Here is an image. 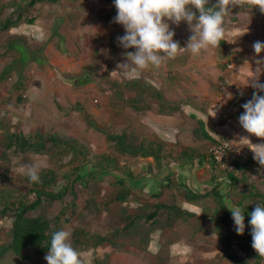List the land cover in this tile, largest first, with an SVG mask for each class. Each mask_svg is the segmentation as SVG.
Here are the masks:
<instances>
[{
	"label": "crops",
	"instance_id": "1",
	"mask_svg": "<svg viewBox=\"0 0 264 264\" xmlns=\"http://www.w3.org/2000/svg\"><path fill=\"white\" fill-rule=\"evenodd\" d=\"M50 4L60 9H34V25L20 24L7 30L0 25V30L8 36L3 40L7 50L15 51L10 44L16 43L25 52L29 60L26 65L15 51L21 67L36 65L34 97L41 102L40 110L51 111L50 116L43 113L44 118L39 114L37 119L49 122L56 136L76 135L77 140L83 136L100 150L92 152L96 156L107 157V147L112 146L111 156L119 160L117 166L103 165V178L94 176L88 184L78 183L86 189L97 186V203L88 207L93 219L87 234L100 239L95 246L99 264H108L102 262L106 256L113 258V264H143L118 246L121 234L131 235L138 221L151 230L160 222L161 227L156 228L158 238L159 230L166 239L177 232H185L191 239L192 231L196 239L216 243L215 255L208 252L212 258L196 264H233L222 254L221 240L225 235L234 237L233 251L245 264H255L257 252L252 247L249 224L252 211L247 206L252 204L251 191L264 194V167L254 159L251 145L240 144L248 150L247 159L240 165L249 170L245 173L251 185L240 184L233 189L229 178L215 168L208 154L209 146L223 137L239 143L240 136H247L253 145L264 144V140L250 135L239 124L242 105L256 92L251 79L256 75L257 60L262 61L259 79L264 83V53L257 56L252 47L256 41L264 42V18H258L253 10L248 15H240V9L231 10L225 17L224 39L230 50L218 46L202 50L199 55L185 51L159 68L141 70L137 76L128 77L118 65L128 63L124 53L135 49L126 50L118 44L117 37L124 35L125 30L114 23V2L59 0ZM4 11L11 16L14 9L0 10ZM168 23L175 32L174 39L186 47L192 35L187 22ZM225 91L232 93L233 99L227 100ZM258 94L264 96V92ZM108 135L126 139L136 152H123ZM122 156L128 158L127 164L121 165ZM123 167L128 168V178L115 177L116 169ZM83 170L88 175L94 169ZM119 194L127 197L124 203L109 202ZM87 201L90 199L85 204ZM157 205L162 210L149 220ZM232 205L245 210L242 236L232 226L234 221L227 209ZM141 208L146 210L139 212ZM100 210L107 220L99 218ZM226 215L227 219L222 220ZM114 222L116 234L109 233L105 225ZM70 224L69 221L66 226ZM75 231L85 237L82 229ZM109 235L113 242L102 244L103 236ZM70 243L79 251L83 249L78 248L77 239ZM138 244L135 237L123 239V245ZM157 247L154 243L153 251H160ZM93 256H87L86 264H93ZM258 264H264V256Z\"/></svg>",
	"mask_w": 264,
	"mask_h": 264
},
{
	"label": "rangeland",
	"instance_id": "2",
	"mask_svg": "<svg viewBox=\"0 0 264 264\" xmlns=\"http://www.w3.org/2000/svg\"><path fill=\"white\" fill-rule=\"evenodd\" d=\"M27 2L31 4V0H0V10L4 8L21 9L26 13V16H33L34 9L35 11H39L40 9L44 8L60 9V6L55 7L54 4L47 2H36V4L30 5V7H28ZM6 12L7 11L0 12V22L3 20L6 21V19L10 17V15L6 14ZM5 33L6 32H2V30H0V155L2 156L4 155L3 150L6 144L4 137L5 126H8V128H10L12 131L23 132L27 136L34 135L35 133H40L42 135L49 133V135L52 134L56 138L57 134L55 133V128L50 129V126H48L49 122H46V120L42 121L37 119L39 114H41V116H43L42 118H44L43 113H46L50 116L49 113H51V111L49 109L45 111L40 110L38 106L41 102L35 100L34 97L36 96L34 94L35 76L38 71L35 68L36 65L31 63L28 66L21 67L20 63L16 60L18 58V54L15 51L7 50L6 45H4V38H8L7 35L5 36ZM18 98L23 99V102H19ZM95 129L98 128L95 127ZM64 134L61 133V135ZM72 137L75 139L76 135H73ZM78 140V142L87 144L94 154L100 151L95 149L94 145H92L89 141L84 140L83 136L78 137ZM55 146L56 147L50 146L49 151L43 154H36L34 152L18 153L13 150L7 151L3 161L0 163V192L9 190L24 191L25 189H31L32 186L29 185L26 180L29 178V168L37 170L38 175L44 170L55 171L59 178L60 187L62 185L61 178L67 173H70L72 169L80 166V162L78 159H74L71 155H68L66 152L62 151V145L58 144ZM107 149L109 150L108 154L110 155H107V157L103 159L105 160L106 164H109L110 166H117L119 162L118 158L111 156V153L114 151L113 147L108 146ZM96 160L98 159H92V161ZM120 162L122 163L121 165L127 164L128 158L122 156ZM116 170L117 171L115 173L118 176L116 175L115 177L128 178V168L123 167L121 170ZM85 171L87 172V170L79 171L78 174L85 177ZM97 172L98 173L94 175L97 177V179H101L106 175H103V171L101 170H98ZM96 187L97 186L94 185L92 187L89 186L88 189H86L81 187L79 184L75 185V189L79 197L77 199L78 207L76 209V214L71 217L70 226H66V223H63L62 227V230L68 231L70 233L71 241L77 239L78 248L83 246L82 250L87 253V256L94 254L92 259L93 264L100 263V258L98 257L97 253H95V246L98 244L100 239L97 236L93 237L92 234L91 236L87 234L91 227L89 221L93 219V214L90 213L85 201L88 198L90 199V202L93 203L97 199L95 193L97 191ZM62 208L63 204L59 202L45 204L38 210L34 211L32 216L43 215L48 220H52ZM144 210H146V208H141L138 211L142 212ZM101 211L102 210L99 211V214H94H98L99 218L101 217L103 220H107V215H105L103 212L100 215ZM140 218L141 216L139 219ZM143 218H146L145 215H143ZM138 223L131 231V235L129 233L125 234L124 232L121 234L122 240H119L120 243L118 245L120 246L119 250L127 249L126 252L136 258V262L140 261L143 264H196L201 261H206L208 258H212L207 254L208 252H211L212 256H214L216 253V243H210L203 238L196 239L192 231L189 232L191 239H188L185 236V232L172 233V237L166 239L162 236L160 230L158 233V238L156 237L158 232V229L156 228L161 227L162 224L160 222L154 226L155 229L153 228V230H151V227H148L146 224L141 225ZM105 225H107V228L110 230L109 233L111 232L116 234V232H114L117 230V226L116 228L114 227L115 222L111 225L109 223H105ZM112 227L114 228L111 229ZM10 228V220L0 221V243L6 242L9 239ZM76 228L82 229V231L85 232V237H80L75 231ZM104 236L102 244H104V242H113L110 240V235L109 237ZM126 236H128L130 240H132V237H135L137 240H139V244L135 247L123 245V239ZM214 238L218 237L216 236ZM154 243L159 247L160 251H153L152 247ZM73 247L76 248L75 246ZM178 248H180V251H178ZM87 256L85 257L86 262L89 261ZM112 260L113 258L110 256L102 258L103 263L113 264ZM1 264H19V260L18 257H16L13 253H9ZM27 264H47V261L45 260V256H43L31 260L27 262Z\"/></svg>",
	"mask_w": 264,
	"mask_h": 264
},
{
	"label": "clouds",
	"instance_id": "3",
	"mask_svg": "<svg viewBox=\"0 0 264 264\" xmlns=\"http://www.w3.org/2000/svg\"><path fill=\"white\" fill-rule=\"evenodd\" d=\"M209 4L210 0H114V23L125 30L124 35L117 37L118 44L126 50L135 49L124 53L128 63L118 65L119 69H123L125 76L135 77L141 70L159 68L166 60L174 59L182 52L199 55L202 50L218 47L226 36L225 17L235 7L242 10L240 15H248V11L257 8L264 13V0H216L213 6ZM168 22L176 25L187 22L192 35L186 47H181L174 39L175 32ZM252 47L257 56L264 53V42L256 41ZM256 63V75L251 79V87L256 92L242 105L244 112L239 116V124L250 135L264 140V96L258 94L264 92V83L259 79L262 61L257 60ZM224 97L233 99L232 93L227 91ZM238 140L239 144L251 145L249 148L254 159L264 167V144L253 145L247 136H240ZM232 143L236 144V141ZM28 176L32 182H39L37 170L29 168ZM227 209L231 212L235 231L242 236L245 232V210L238 205ZM249 224L252 247L259 256H264V205H255ZM86 255L72 246L68 231L60 230L52 234L45 260L47 264H86Z\"/></svg>",
	"mask_w": 264,
	"mask_h": 264
},
{
	"label": "trees",
	"instance_id": "4",
	"mask_svg": "<svg viewBox=\"0 0 264 264\" xmlns=\"http://www.w3.org/2000/svg\"><path fill=\"white\" fill-rule=\"evenodd\" d=\"M59 0H31V4L27 2L28 7L36 4V2L56 3ZM107 2H114V0H106ZM216 0H210L209 6H213ZM239 7H235L232 10H239ZM241 10V9H240ZM258 18H264V13L260 10L252 9ZM35 18L33 16H26V13L21 9H14L10 18L4 22H0L1 27L4 30L12 27H17L20 24L34 25ZM220 47L225 50H230L231 47L226 45L225 40L220 42ZM16 43L10 44V48L17 51L21 56V62L26 65L29 60L26 58L25 52L20 49ZM19 102H23V99L18 98ZM4 137L6 140L5 148L3 150L4 155H0V163L3 161L7 151L13 150L18 153L34 152L36 154H43L49 151V145L56 147L55 145H62L61 150L71 155L72 158L78 159L80 166L72 169L70 173H67L61 178L62 185L59 187V178L55 171L44 170L39 174V182H32L27 178V182L32 186L31 189L9 190L0 192V221L10 220L11 228L9 231V239L6 242L0 243V264L7 257L9 253H13L18 257L19 264H27V262L34 260L38 257L46 256L50 248V242L52 234L56 231H60L63 228V223H68L73 215L76 214L78 193L75 189L76 184L90 183L92 178L98 170H102L103 165L106 164L103 158L92 153L90 147L82 142H78L73 138L42 135L35 133L34 135H25L20 131H12L8 126H5ZM108 139L115 143L119 149L123 152H136L134 147H131L127 143L126 139L119 136L108 135ZM217 142V141H216ZM214 142V143H216ZM213 143V144H214ZM93 158L98 160L92 161ZM208 158L211 160L215 168L219 166L215 163L210 153ZM192 161V160H191ZM106 166H109L106 164ZM85 167H89L91 174L83 177L78 172L82 171ZM98 169V170H97ZM249 171L246 167L240 164H236V167L232 171H222L228 178L231 188H236L240 184H245V187H249L248 178L246 173ZM123 183V181H120ZM217 192V190H215ZM252 204L247 207L254 211L255 205H264V194H256L251 191L249 196ZM127 197L117 195L115 200H109V202L124 203ZM62 203L63 208L52 220H48L43 215L32 216V213L45 204ZM97 203V201H95ZM93 204L90 201L86 202L87 207H91ZM163 208H166L163 206ZM169 209L173 207H168ZM97 211L98 208L95 207ZM162 210L161 205H157L155 211L149 217V220L154 218L158 212ZM224 214V213H223ZM228 215L230 213H227ZM151 218V219H150ZM227 219V215L223 216L222 220ZM225 224L227 222L225 221ZM230 225V224H229ZM234 222L232 223V226ZM234 237L232 235H225L221 240L223 257L230 260L233 264H245L244 259L233 251ZM263 256H259L257 253L255 264H258Z\"/></svg>",
	"mask_w": 264,
	"mask_h": 264
},
{
	"label": "built area",
	"instance_id": "5",
	"mask_svg": "<svg viewBox=\"0 0 264 264\" xmlns=\"http://www.w3.org/2000/svg\"><path fill=\"white\" fill-rule=\"evenodd\" d=\"M234 140L223 137L209 146V153L221 171H232L236 164L247 159L248 150Z\"/></svg>",
	"mask_w": 264,
	"mask_h": 264
}]
</instances>
